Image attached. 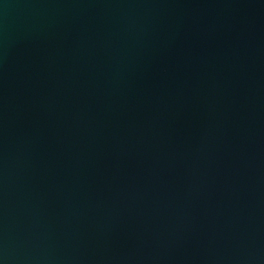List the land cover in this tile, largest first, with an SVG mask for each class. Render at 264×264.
Instances as JSON below:
<instances>
[{
	"label": "water",
	"instance_id": "obj_1",
	"mask_svg": "<svg viewBox=\"0 0 264 264\" xmlns=\"http://www.w3.org/2000/svg\"><path fill=\"white\" fill-rule=\"evenodd\" d=\"M0 264H264V0H0Z\"/></svg>",
	"mask_w": 264,
	"mask_h": 264
}]
</instances>
